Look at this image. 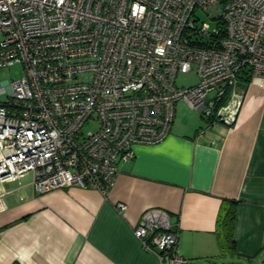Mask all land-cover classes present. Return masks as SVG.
Instances as JSON below:
<instances>
[{
  "label": "built area",
  "instance_id": "1",
  "mask_svg": "<svg viewBox=\"0 0 264 264\" xmlns=\"http://www.w3.org/2000/svg\"><path fill=\"white\" fill-rule=\"evenodd\" d=\"M14 64L23 75L0 79V212L4 184L29 173L38 194L106 195L135 145L167 138L180 100L229 126L242 71L264 88V0H0V68ZM134 234L159 264L189 262L167 212L146 210Z\"/></svg>",
  "mask_w": 264,
  "mask_h": 264
},
{
  "label": "crops",
  "instance_id": "2",
  "mask_svg": "<svg viewBox=\"0 0 264 264\" xmlns=\"http://www.w3.org/2000/svg\"><path fill=\"white\" fill-rule=\"evenodd\" d=\"M134 152L106 195L77 186L38 194L30 173L6 182L0 264H159L134 234L148 209L179 230L183 264H264L263 87L247 85L232 125L184 124L176 110L167 138ZM233 203L227 245L221 223Z\"/></svg>",
  "mask_w": 264,
  "mask_h": 264
},
{
  "label": "rangeland",
  "instance_id": "3",
  "mask_svg": "<svg viewBox=\"0 0 264 264\" xmlns=\"http://www.w3.org/2000/svg\"><path fill=\"white\" fill-rule=\"evenodd\" d=\"M201 19L204 21L209 22L212 26L215 24L213 21L209 19L207 15L204 13H200ZM23 75V69L20 64H14L10 67L6 68H0V79H9V80H15L20 78ZM199 78L196 73H192L191 75L187 74H180L177 77V84L183 87H189L191 85H194L198 82ZM234 98H237V96L243 94V89H238L235 91ZM1 99L4 98V96L0 97ZM177 110V116L179 118V121L181 123H190L191 121H199L201 122V126L206 127L207 121L204 119L198 110L194 108H190L185 102L180 100L176 105ZM89 128H87L88 130Z\"/></svg>",
  "mask_w": 264,
  "mask_h": 264
},
{
  "label": "trees",
  "instance_id": "4",
  "mask_svg": "<svg viewBox=\"0 0 264 264\" xmlns=\"http://www.w3.org/2000/svg\"><path fill=\"white\" fill-rule=\"evenodd\" d=\"M221 1L223 2L224 0ZM249 83H250V75L248 73V70H243L242 73L238 76L237 87L244 90ZM235 218H236V207H235V203H233V206L227 209L221 223L222 232L224 234L222 238L223 240L226 241L227 245L233 242L232 231H233Z\"/></svg>",
  "mask_w": 264,
  "mask_h": 264
}]
</instances>
